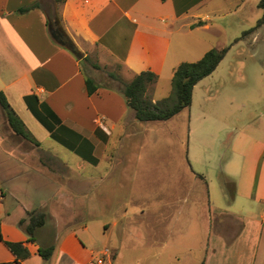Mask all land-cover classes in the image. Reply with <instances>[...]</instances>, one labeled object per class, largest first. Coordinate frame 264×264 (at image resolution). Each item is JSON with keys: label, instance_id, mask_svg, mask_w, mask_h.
<instances>
[{"label": "crops", "instance_id": "1", "mask_svg": "<svg viewBox=\"0 0 264 264\" xmlns=\"http://www.w3.org/2000/svg\"><path fill=\"white\" fill-rule=\"evenodd\" d=\"M46 1L57 9L54 20ZM36 2L38 7L19 11ZM259 2L0 0V91L32 135H17L0 106L1 236L25 243L31 256L22 264H96L99 257L105 264H264V127L255 132L235 127L227 144L213 153L200 146L192 178L190 152L185 155L180 147L151 146L142 161L104 165L113 139H120V151L122 139L136 138L143 126L120 91L123 81L142 71L156 73L158 80L165 71L173 76L180 63L231 43L259 59L248 71L264 86V23L255 25L248 15L253 10L260 20ZM222 14H230L234 29L229 40L219 36L211 46L204 35L220 33ZM50 21L82 58L53 37ZM200 21L204 24L192 27ZM247 30L250 35H244ZM186 52L193 60L183 58ZM91 56L95 61L87 70ZM103 68L111 69L106 82ZM87 77L98 85L93 94L87 91ZM29 95L36 96L43 112L51 109L57 127L71 129L58 133L84 156L51 137L29 108ZM152 99L158 102L153 92ZM100 117L107 131L95 122ZM145 133L155 141L163 134ZM49 138L74 156L46 149L42 141ZM193 200L200 201L203 217L208 214L209 223L198 229H190ZM29 212L44 214L33 240L25 230ZM50 246L53 254L44 260L39 249ZM194 249L203 254L199 263L191 256ZM15 260L0 239V263Z\"/></svg>", "mask_w": 264, "mask_h": 264}, {"label": "rangeland", "instance_id": "2", "mask_svg": "<svg viewBox=\"0 0 264 264\" xmlns=\"http://www.w3.org/2000/svg\"><path fill=\"white\" fill-rule=\"evenodd\" d=\"M46 6L49 10L48 12L51 19L54 20L57 16V9L54 10L53 5L47 1ZM259 10L262 11L261 14L258 15L260 17L259 21L253 18V10L251 12L248 11L250 20L255 25L264 23V9L261 8ZM219 17H221L220 24L223 26L221 27L220 33L209 32L211 35L209 33L204 35L209 37V39L211 38L210 41L214 44L211 46H215V41L219 36L222 37L223 41L229 40L231 31L234 29V21L230 14H222V16ZM193 33L203 35L205 32ZM262 33H264V30ZM246 34L250 35L251 33L247 30L244 35ZM239 36H242V33H240ZM230 44L231 43H228V45L225 46L228 48L227 53L217 68L194 86L192 104L190 107L183 109L168 120L142 121L141 124L143 126L138 130L139 133L136 138L122 139L123 146L120 151L118 150V148H120V139L114 138L112 141L113 148H111L109 153V161L106 160L104 165L113 161L119 163L120 160L123 163L131 164L130 162H135L136 158H140L142 161L143 157L147 156L151 146L180 147L185 155L187 150L190 152L189 168L192 178V172L199 168L198 163L196 164L193 161V156L194 152L197 151L200 146L203 147V149L208 148L207 150L213 153L216 152L219 147H224V145L227 144L226 140L233 135L235 127L245 126L247 129L254 132L257 128L262 129V127H264V86H259L260 84L257 82V79L254 80L253 74L250 73V70L248 71V69L256 65L259 59L252 58L245 47L240 48L239 46H231ZM242 44H247V42ZM183 58L186 60H193L194 57L192 53L186 52ZM94 61L95 57L91 56L89 62L85 63V68L89 70V64L93 65ZM108 70L111 69L103 68V72L100 74L102 80H105V82L109 80L106 75ZM113 70L118 73L117 68ZM172 78L173 76H171V73L165 71L159 77L154 90L153 85L149 86L147 92L148 97L152 98L153 92V97L158 101L167 99V102L173 103L176 95L172 84ZM1 114L6 120L3 111ZM247 121L251 123H247ZM29 128L35 131L31 124ZM42 129L44 130L45 128ZM152 130L163 132V137L161 136L157 141L150 138L145 132ZM42 145L46 149L51 148L56 151L60 150L59 154L64 157L70 158L74 156L73 152L50 138L42 141ZM115 147L116 150H114ZM105 158H107V155H105ZM205 165H207V163H205ZM207 173L208 177L212 179L211 171L209 172L207 170ZM209 182L213 192V183H211V181ZM217 183H221L224 189L222 181L217 180ZM0 186L3 185L0 184ZM197 187L198 185L191 186L192 189ZM197 205H201L200 201H191V210L193 214L190 219V229H198L203 223H209L207 222L208 214L206 213V216L203 217V215L200 214V210L197 209ZM139 220L141 219L139 218ZM191 256H193L194 261L196 259V263H199L203 254L201 255L198 249H194L191 252Z\"/></svg>", "mask_w": 264, "mask_h": 264}, {"label": "trees", "instance_id": "3", "mask_svg": "<svg viewBox=\"0 0 264 264\" xmlns=\"http://www.w3.org/2000/svg\"><path fill=\"white\" fill-rule=\"evenodd\" d=\"M57 3L63 0H56ZM39 3L36 2L30 6L19 9L20 12H27L34 7H38ZM259 7L264 9V0H260ZM264 20V19H263ZM204 22L200 21L192 27L203 25ZM228 48H212L208 50L200 59L196 61H184L180 63L174 72L172 84L175 90L176 98L173 103L167 102V99L154 102L152 98L148 97L149 86L154 85L158 80V75L150 70L142 71L136 74L131 80L123 81L121 93L124 95L127 105L135 111L136 119L139 121H153V120H168L175 116L177 113L192 104L194 86L203 78L210 75L223 60ZM86 87L89 94L97 91L98 85L91 77L86 78ZM27 104L35 117L50 131L51 137L68 148L76 151L79 155L84 156L75 145L70 144L66 138L59 135L60 129H68L65 126L57 127L52 121L51 109L48 112H43L40 108L39 101L35 95L26 97ZM0 106L6 117L9 127L19 136L24 138H32L25 122L14 110L9 103L3 91H0ZM48 107V106H47ZM89 160L96 162V158L89 157ZM30 222L25 226V230L30 235L31 240L36 227L44 223V214H39L36 217L29 212ZM26 219H22L19 224L23 226ZM0 239L16 256L14 264H22L23 260L31 256L28 247L22 241H9L1 236V220H0ZM54 246L40 248L39 254L44 260H49L53 254ZM8 264V263H0Z\"/></svg>", "mask_w": 264, "mask_h": 264}, {"label": "water", "instance_id": "4", "mask_svg": "<svg viewBox=\"0 0 264 264\" xmlns=\"http://www.w3.org/2000/svg\"><path fill=\"white\" fill-rule=\"evenodd\" d=\"M58 21L56 22V24ZM49 29L51 31V34L53 37L59 41L62 45H68L71 47L72 51L77 55V57L82 58L83 54L76 48V45L73 43L71 39H64L63 35L59 33L58 29L56 26L52 23V21L49 22Z\"/></svg>", "mask_w": 264, "mask_h": 264}, {"label": "built area", "instance_id": "5", "mask_svg": "<svg viewBox=\"0 0 264 264\" xmlns=\"http://www.w3.org/2000/svg\"><path fill=\"white\" fill-rule=\"evenodd\" d=\"M95 122L97 124H99V126H101L104 130L107 131V126L103 120V118H96L95 119ZM109 252V249L108 248H105L104 251H103V254H107ZM96 264H105V261H104V258L103 257H99L96 261Z\"/></svg>", "mask_w": 264, "mask_h": 264}]
</instances>
